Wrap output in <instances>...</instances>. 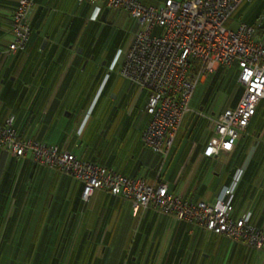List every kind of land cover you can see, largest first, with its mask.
<instances>
[{
  "label": "crops",
  "instance_id": "0c3cea01",
  "mask_svg": "<svg viewBox=\"0 0 264 264\" xmlns=\"http://www.w3.org/2000/svg\"><path fill=\"white\" fill-rule=\"evenodd\" d=\"M140 1L150 7L166 2ZM17 3L0 0V49L13 39L6 7ZM98 6L95 17L89 2L34 0L28 50L0 59V123L14 116L23 138L150 184L160 177L170 193L192 202L215 203L223 187L236 184L233 216L250 213L264 228V125L258 117L264 99L233 150L207 158L210 118L223 109L196 98V89L192 105L202 114L185 117L165 158L140 137L149 122V92L120 74L138 23L124 10ZM236 13L248 19L238 25L255 24L248 3ZM123 27L132 38L110 72L104 45ZM83 189L70 174L0 148V248H23L19 258L0 256V264H264V251L152 209L135 214L130 201L106 190L85 202Z\"/></svg>",
  "mask_w": 264,
  "mask_h": 264
},
{
  "label": "built area",
  "instance_id": "2783aa9c",
  "mask_svg": "<svg viewBox=\"0 0 264 264\" xmlns=\"http://www.w3.org/2000/svg\"><path fill=\"white\" fill-rule=\"evenodd\" d=\"M253 1L166 0L163 6L150 7L140 0H78L95 5V17L101 10L98 4L103 3L108 9L128 12L138 23L120 74L149 92V122L140 135L145 145L167 158L185 117L191 112L202 114L192 105L199 83L222 66L236 65L243 93L235 107L210 118L214 134L203 155L214 158L233 150L264 99V41L256 38L252 25L228 26L238 7ZM33 5L34 0H18L12 12L13 39L0 55L26 50L31 35L28 13ZM14 122L10 116L0 123V148L80 180L85 202L96 190H106L130 201L135 214L152 209L264 251V228L251 220L250 213L233 216L236 184L223 187L215 203L192 202L170 193L160 177L150 184L142 177H128L81 159L57 145L23 138Z\"/></svg>",
  "mask_w": 264,
  "mask_h": 264
},
{
  "label": "rangeland",
  "instance_id": "374dc122",
  "mask_svg": "<svg viewBox=\"0 0 264 264\" xmlns=\"http://www.w3.org/2000/svg\"><path fill=\"white\" fill-rule=\"evenodd\" d=\"M248 4L251 13L256 17L254 20L251 19L252 23L255 24L249 25L256 27V35L258 38H262V40H264V0H261V3L258 4L256 2ZM240 17L241 15L236 13L229 21L228 26L235 28L237 27L236 25H238L239 21H242V19L248 21L247 18ZM132 33L133 32L130 30V27L117 28L114 36L112 35L109 40H106L104 46H106V50L108 52V61H111V68L109 69L110 72H113L114 68L119 66L121 56H123L126 46L132 38ZM238 75L239 70L236 65L231 68L223 66L220 70L210 73L202 82L199 83L196 98L203 99L204 97H208L209 101L214 102V108H216L219 112H221L222 109L225 110L227 108H233L235 104H237L243 92V87L239 82ZM263 111L264 108L259 109L258 111V117L262 121L261 125H264V118H261L264 113ZM228 160H230V158H228ZM3 254H15L16 257L19 258L23 255V248H0V256Z\"/></svg>",
  "mask_w": 264,
  "mask_h": 264
},
{
  "label": "trees",
  "instance_id": "16d2710c",
  "mask_svg": "<svg viewBox=\"0 0 264 264\" xmlns=\"http://www.w3.org/2000/svg\"><path fill=\"white\" fill-rule=\"evenodd\" d=\"M1 7H3V6H0V9H1ZM7 9H9V12H10V15H4L5 16V18H7V22H8V25L10 26V28H11V30H12V12H13V7H6ZM0 15H1V13H0ZM3 15V14H2ZM6 22V23H7ZM30 22V21H29ZM1 25L2 24H0V27H1ZM256 28V27H255ZM256 30H257V28H256ZM11 42H9L8 44H7V47H8V45L10 44ZM28 45H29V42H28V44H27V48H26V50H22V51H18V52H26L27 50H28ZM6 47V48H7ZM6 48H4V49H6ZM4 49H0V52L2 51V50H4ZM7 56V54H1L0 55V59L2 58V57H4V56ZM243 93V92H242ZM255 116V115H254ZM253 116V117H254ZM252 120V119H251ZM251 122V121H250ZM250 124V123H249ZM249 126V125H248ZM181 128V127H180ZM248 128V127H247ZM247 130V129H246ZM246 132V131H245ZM21 136V135H20ZM22 137V136H21ZM173 194V193H172Z\"/></svg>",
  "mask_w": 264,
  "mask_h": 264
},
{
  "label": "water",
  "instance_id": "95a60500",
  "mask_svg": "<svg viewBox=\"0 0 264 264\" xmlns=\"http://www.w3.org/2000/svg\"><path fill=\"white\" fill-rule=\"evenodd\" d=\"M46 43V42H45Z\"/></svg>",
  "mask_w": 264,
  "mask_h": 264
}]
</instances>
